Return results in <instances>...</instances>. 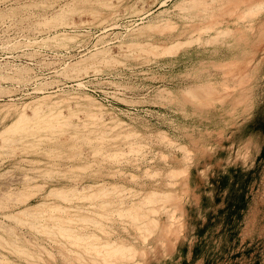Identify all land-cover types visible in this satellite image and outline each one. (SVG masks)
Returning <instances> with one entry per match:
<instances>
[{
  "label": "rangeland",
  "instance_id": "1",
  "mask_svg": "<svg viewBox=\"0 0 264 264\" xmlns=\"http://www.w3.org/2000/svg\"><path fill=\"white\" fill-rule=\"evenodd\" d=\"M105 1L0 2V132L60 104L79 135L97 145L105 133V152L122 154L114 178L82 146L101 181L122 185L127 201L170 194L146 243L127 221L109 225L112 238L136 248L131 264H264V0H200L211 8L201 17L189 12L192 0ZM198 36L201 43L162 51ZM19 158L0 157V195L36 176V164ZM76 172L69 184L86 186L90 177ZM18 211L0 210V224L51 248L5 216ZM42 256L62 263L57 252Z\"/></svg>",
  "mask_w": 264,
  "mask_h": 264
},
{
  "label": "bare ground",
  "instance_id": "2",
  "mask_svg": "<svg viewBox=\"0 0 264 264\" xmlns=\"http://www.w3.org/2000/svg\"><path fill=\"white\" fill-rule=\"evenodd\" d=\"M87 1L75 0V3L81 4ZM97 3L102 6L107 5L105 0H97ZM200 4V0H192L188 8L189 12H193V15L198 17L207 15L211 8H208L209 5ZM65 11L64 14H66ZM88 11L95 17L100 15L96 8ZM59 14L62 16V13ZM59 18L61 19L60 16ZM57 22L58 20H49L52 24ZM214 29L215 24L213 23L212 26L210 24L201 31L206 33ZM63 38L56 37L59 43L64 41ZM201 40V36H198L187 42H179L174 47H166L162 51L164 53L173 52L183 45L201 43ZM212 41H215V38L211 37L205 43ZM147 48L148 45H138L133 50L144 53ZM96 58L97 56L92 59ZM88 61L82 64L83 68ZM47 110L42 113L34 111L33 116L24 114L0 132V157L16 159L17 156H21L19 164L21 162L36 164L34 169L31 168L32 172H36L35 178L31 175V178L28 176L26 179L27 176H25L22 190H9L7 193H2V197L0 195V210L18 209L17 213L11 212L3 215L30 229L46 241L51 248L34 245L30 240H23L13 227H7V225L4 227L0 224V264H49L42 254L45 253L49 259H54L56 252L62 257L61 264H131L130 259L137 254L136 248L126 240L112 238L109 225H114L116 220L122 223L127 221L132 229L139 233V236H145L143 240L146 243L147 235L161 223L152 219L151 216L159 211L157 207L162 210L166 202L171 201L170 194L152 191L145 193L146 196L141 197V200L131 198L127 201L129 196L124 193L126 189L122 185L107 184L101 181L102 174L100 176L99 174L102 171L94 169V163L83 162L85 155L82 146L84 145L91 149L89 150L91 156L93 155V162L97 156H102L99 158L101 164L106 163L111 167L114 178L118 175L119 169L116 168V164L120 160L119 154L121 153L105 152L106 147L103 142L108 141V135L102 134V141L97 137L96 140L99 142L95 145L88 141V138H84V135H79L82 133L77 130L76 126L80 124L73 127L68 123L70 117L62 115L60 104H53ZM76 118L79 119V117ZM88 119L93 121L89 116ZM130 150L139 153L134 146H131ZM31 156L35 157L31 158ZM77 170H81L83 174L86 173L85 177H90L86 186L79 181L69 184L70 179L76 178L74 180H77L81 176L77 174ZM5 174L7 175V172ZM37 178L43 179L45 183L36 184ZM48 185L52 187L49 190H47ZM139 194L137 192L133 196L138 197ZM33 200H37V204L29 206Z\"/></svg>",
  "mask_w": 264,
  "mask_h": 264
}]
</instances>
